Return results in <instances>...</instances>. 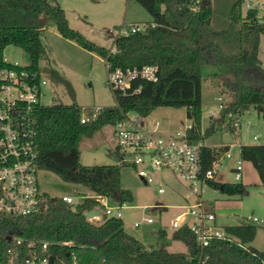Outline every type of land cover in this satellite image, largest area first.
<instances>
[{"label": "trees", "instance_id": "obj_1", "mask_svg": "<svg viewBox=\"0 0 264 264\" xmlns=\"http://www.w3.org/2000/svg\"><path fill=\"white\" fill-rule=\"evenodd\" d=\"M245 0H138L153 21L145 31L115 38L116 52L88 40L73 29L64 8L53 0H0V66L4 49L21 47L32 69H39L46 56L42 31L52 22L65 38L109 61L113 68L157 65V82L139 81L140 93H115L116 105L104 107L96 119L86 110L89 120L81 122L82 106L43 107L38 115L39 164L43 170L58 174L63 180L83 185L96 196L118 203L134 201L131 190L122 185L120 164L85 165L80 161L82 138L91 137L107 124L114 125L128 113L146 118L158 107L185 108L191 120L189 140L203 142L218 126L235 134L238 120L250 108L264 116V68L259 56L264 19L259 8L243 13ZM227 6L226 26L217 27L218 9ZM206 66L220 67L225 86L233 98L223 106L202 133V85ZM52 78L72 85L56 70ZM220 75V74H218ZM226 147L203 146L209 167ZM240 155L252 162L264 185V144L243 145ZM209 185L229 195L248 193L243 183L214 182ZM46 210L27 217L0 212V264H24L32 249L41 250L49 242L53 264H199L201 250L195 235L187 227L175 229L172 239L182 241L187 252H171L164 241L166 230L158 232V248H148L127 232L121 218L103 214L99 223L86 213L101 206L95 197L84 198L73 208L61 197L47 195ZM103 206V205H102ZM233 240L215 239L206 249L208 264H264V252L246 247L256 234L251 222L226 226ZM22 242L17 244V240Z\"/></svg>", "mask_w": 264, "mask_h": 264}, {"label": "rangeland", "instance_id": "obj_2", "mask_svg": "<svg viewBox=\"0 0 264 264\" xmlns=\"http://www.w3.org/2000/svg\"><path fill=\"white\" fill-rule=\"evenodd\" d=\"M68 11V21L73 29L80 31L84 36L100 46L115 47V38L123 24L151 23L153 21L149 12L138 0H62ZM225 1V0H224ZM258 5L259 16L264 19V0H248ZM249 8L243 5V13ZM227 6L218 9L220 17L218 28L226 26L225 17ZM112 31V32H111ZM42 41L46 47V56L40 62V69L48 75L56 70L73 87V96L65 81L56 80L49 76L48 85L45 88L46 97L42 103L46 106L71 105L77 103L84 107H111L116 105L113 90L107 83V67L105 59L95 52L81 47L76 41L63 37L56 26L50 22L42 31ZM260 58L264 68V35L260 47ZM9 61L29 62L28 55L19 46L9 45L4 49ZM204 70V82L202 85V133L210 125L212 119L219 116L223 106H226L233 98L232 92L225 86L222 78V70L216 66H206ZM220 74V75H218ZM222 106V107H221ZM146 125L150 126L155 120H159L162 128L169 130L183 129L191 123L187 117L185 108L158 107L146 117ZM251 123L249 124V122ZM236 126L235 134L218 126L214 134L203 138L205 146L218 147L222 145L236 144L233 154L240 157L239 145L255 144L254 136H260V142L264 143V116L254 108L247 110L240 118ZM116 137L113 125L107 124L96 131L91 137L81 140L79 151L80 161L85 165H122L121 181L124 188L134 194V201L126 202L121 209L122 220L127 232L130 234L149 235V239L155 242L158 248L159 230L172 232L173 219L184 210L187 205V196L190 191L177 180L171 172L160 168L149 167L152 182L142 181L129 161L124 150L120 153L116 150ZM122 156L127 159L122 161ZM235 166L234 159H223V167L220 176L222 182L243 183L247 187L244 195H229L220 189L202 184L200 186L202 198L217 215L216 226L225 229L226 226L239 225L242 222H251L253 217L264 220V185L260 182L258 174L251 163L244 160V176L236 180L232 171ZM41 190L51 196L73 195L78 202H82L86 196L94 194L83 185L63 180L58 174L41 170L39 172ZM184 184L187 185L186 182ZM160 186L165 188L164 193L159 192ZM188 186V185H187ZM156 203H161L166 208H153ZM122 203L114 200H106L107 207L121 206ZM103 212L104 206H99ZM98 209V208H96ZM99 210V209H98ZM102 214V213H101ZM144 217H151L154 222H143L139 228H134L135 221H142ZM98 219V218H97ZM103 220V214L96 223ZM256 234L254 239L245 244L264 252V224H255ZM155 236L151 231L154 232ZM147 238V239H148ZM169 243L171 252H187V246L182 241H174L169 237L164 238Z\"/></svg>", "mask_w": 264, "mask_h": 264}, {"label": "built area", "instance_id": "obj_3", "mask_svg": "<svg viewBox=\"0 0 264 264\" xmlns=\"http://www.w3.org/2000/svg\"><path fill=\"white\" fill-rule=\"evenodd\" d=\"M244 4L250 9L258 7L248 0ZM147 23L123 24L119 35H130L148 28ZM111 52L115 53L113 46ZM5 66H0V212L14 217H27L38 214L47 208V193L43 192L39 183V172L42 170L39 164L40 148L38 143V120L39 111L45 107L42 99L46 97L45 88L48 85L50 75L42 69H32L29 62L9 61L3 54ZM107 83L116 92L127 94L140 93L142 84L139 81L157 82L159 79V67L157 65H138L132 67L113 68L106 61ZM222 107V106H221ZM81 122L86 123L91 111V118L96 119L104 107H84ZM146 118L137 113H128L123 120L114 125L116 137V150H122L131 157L129 164L135 168L138 177L144 182H152L149 167L168 170L179 180L190 193L187 196V205L171 222L174 229L187 227L195 235L197 245L201 250L199 264H208L209 256L206 249L215 239L233 240V236L216 226V213L209 209L202 198L200 186L209 181L222 182L223 159L231 158L235 161L232 171L236 180L243 179L244 160L233 154L236 144L222 145L226 149L212 161L207 167L202 148L203 142L189 140V131L192 123L185 125L183 129L167 130L162 128L159 120H155L150 126L146 125ZM240 120V119H239ZM238 120V122H239ZM237 122V125L239 124ZM251 121L249 122V124ZM255 144L260 142V136H254ZM250 145V144H247ZM243 145H239L241 147ZM127 159L122 156V161ZM184 182L187 183L184 184ZM160 193L165 188L160 186ZM95 197L104 206L102 214L109 217H123L121 206L107 207V197ZM61 198L73 208L80 202L73 195H64ZM161 203H156L153 208H164ZM143 222L153 223L151 217H144L142 221H135L134 228H139ZM251 223L264 224V220L253 217ZM22 242L17 240V244ZM49 242H43L41 250L32 249L24 264H51L48 253ZM11 254L10 264L16 257L12 248L8 249Z\"/></svg>", "mask_w": 264, "mask_h": 264}, {"label": "crops", "instance_id": "obj_4", "mask_svg": "<svg viewBox=\"0 0 264 264\" xmlns=\"http://www.w3.org/2000/svg\"><path fill=\"white\" fill-rule=\"evenodd\" d=\"M54 2H56V3H58L62 8H64L65 9V11H66V14H67V16H68V11H67V8H66V6H64L63 5V1L62 0H53ZM119 2H121V0H115V3L117 4V3H119ZM263 8H264V5H263ZM136 23V22H135ZM112 32V31H111ZM264 35V34H263ZM262 35V36H263ZM117 37V36H116ZM261 41H262V37H261ZM260 47H261V42H260ZM261 51V50H260ZM260 53L261 52H259V56H260ZM261 59V58H260ZM261 61H262V64H263V60L261 59ZM167 130H169L168 128H166ZM171 131V130H170ZM173 131V130H172ZM249 163H251L252 164V162H250V161H248ZM253 165V164H252ZM254 167V166H253ZM257 172V171H256ZM258 174V173H257ZM243 176H244V174H243ZM258 177H259V175H258ZM259 180H260V177H259ZM261 182V181H260ZM92 192V191H91ZM249 193V192H248ZM95 194H92V196H94ZM165 206V205H164ZM164 208H166V206L164 207ZM102 215V214H101ZM100 217V216H99ZM99 217H95V218H93L92 219V221H94V222H97L98 221V219H99ZM98 218V219H97ZM216 222H217V215H216ZM151 224V223H150ZM149 233H152L154 236L156 235L155 234V230H154V232L153 231H151V232H149ZM172 233H173V231L172 232H168L167 230H166V233H165V238L166 237H169L170 239H172ZM132 235L133 236H135L136 238H138L140 241H142L148 248H155L154 247V245H155V242L153 241V240H151V239H149L147 236H149V235H138V234H134V233H132ZM156 237V236H155ZM148 238V239H147ZM173 240V239H172ZM175 241V240H174ZM169 244V243H168ZM158 245H159V241H158ZM169 246V245H168Z\"/></svg>", "mask_w": 264, "mask_h": 264}, {"label": "water", "instance_id": "obj_5", "mask_svg": "<svg viewBox=\"0 0 264 264\" xmlns=\"http://www.w3.org/2000/svg\"><path fill=\"white\" fill-rule=\"evenodd\" d=\"M99 216H101V211L98 210V209H91V210H89V211L86 213V217H87L88 219H92V218L99 217ZM54 260H55L54 257L51 256V257H50V263L53 264V263H54Z\"/></svg>", "mask_w": 264, "mask_h": 264}]
</instances>
